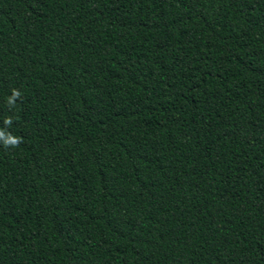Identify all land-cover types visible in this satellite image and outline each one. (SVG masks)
<instances>
[{
	"label": "trees",
	"instance_id": "obj_1",
	"mask_svg": "<svg viewBox=\"0 0 264 264\" xmlns=\"http://www.w3.org/2000/svg\"><path fill=\"white\" fill-rule=\"evenodd\" d=\"M6 117L0 264H264V0H0Z\"/></svg>",
	"mask_w": 264,
	"mask_h": 264
},
{
	"label": "clouds",
	"instance_id": "obj_2",
	"mask_svg": "<svg viewBox=\"0 0 264 264\" xmlns=\"http://www.w3.org/2000/svg\"><path fill=\"white\" fill-rule=\"evenodd\" d=\"M21 91L13 88L11 90V94L7 97L6 104L8 108L11 110L16 107L17 101L21 98ZM3 124L5 128H0V144H2L5 148L15 149L19 147L21 143H23V138L17 135H13L10 131H7L6 128L11 127L13 124L12 117H6L3 120Z\"/></svg>",
	"mask_w": 264,
	"mask_h": 264
}]
</instances>
